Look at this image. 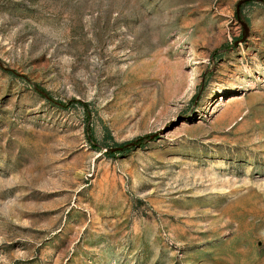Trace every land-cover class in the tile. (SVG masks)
Returning <instances> with one entry per match:
<instances>
[{
  "label": "rangeland",
  "instance_id": "374dc122",
  "mask_svg": "<svg viewBox=\"0 0 264 264\" xmlns=\"http://www.w3.org/2000/svg\"><path fill=\"white\" fill-rule=\"evenodd\" d=\"M0 264H264V0H0Z\"/></svg>",
  "mask_w": 264,
  "mask_h": 264
}]
</instances>
